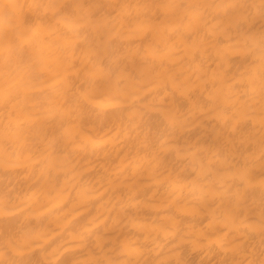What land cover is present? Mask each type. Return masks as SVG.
<instances>
[{
    "label": "bare ground",
    "instance_id": "6f19581e",
    "mask_svg": "<svg viewBox=\"0 0 264 264\" xmlns=\"http://www.w3.org/2000/svg\"><path fill=\"white\" fill-rule=\"evenodd\" d=\"M62 2L82 5L72 10L70 36L51 14H19L23 46L46 65L28 105L43 113L55 101L70 113L79 98L96 99L71 116L70 137L61 118L41 120L38 154L0 165V195L10 196L0 231L30 236L24 259L71 257L91 243L117 260L131 258L125 253L135 245L142 260L171 249L169 258L186 264H259L261 66L258 43L255 56L247 45L250 29L259 40L258 11L248 25L210 8L189 26L180 10L135 7L158 0ZM230 167L256 177L235 218L228 215L235 184L217 183Z\"/></svg>",
    "mask_w": 264,
    "mask_h": 264
},
{
    "label": "snow or ice",
    "instance_id": "6c2138e0",
    "mask_svg": "<svg viewBox=\"0 0 264 264\" xmlns=\"http://www.w3.org/2000/svg\"><path fill=\"white\" fill-rule=\"evenodd\" d=\"M78 3H63L62 0H36L34 3H18L15 0H0V111L4 113V121H0V165L6 162V158L15 157L18 154H33L36 141L33 137L34 129L38 122L47 119L61 118L66 124L62 125L66 136H71L70 129L66 126L71 123V116L82 107H87L95 96L85 95L74 103V111L60 113L57 111L56 102L52 101L43 111L38 113L28 105L30 91L38 72L44 68L45 57L41 54H33L25 48L21 42L19 30V14L35 12L42 17H52L63 21L64 35L70 36L75 32L73 9L80 8ZM137 9H177L183 13V19L189 26L194 25L197 18L206 9H226L231 13L230 21L236 24L253 25V10L258 11L261 27L259 40L254 30L247 32V45L252 56L256 55V46L259 45L260 72V118L264 124V0H191V2L175 3L174 0H158V2H141L135 5ZM138 19V18H137ZM131 23V21H130ZM42 146L39 151H42ZM264 167V157H262ZM235 184L237 191L232 194L231 204L228 211L230 218L242 214V195L256 182V177L251 175L243 167L229 168L222 174L217 183L221 187L227 183ZM259 183L264 188V170L259 176ZM10 196L0 195V220L4 219V211ZM262 246H264V225L261 226ZM32 241L30 236L22 229L15 232L0 231V264H186L185 261L169 258L174 256L169 250V256L159 253L155 260H142L136 258L139 246H132L125 255L131 258L117 260L108 256L103 247L98 244L86 243L82 249L71 257L61 259H24L26 252L30 251ZM264 255V252H262ZM218 264H257L256 261L247 259L222 261ZM264 264V260L259 261Z\"/></svg>",
    "mask_w": 264,
    "mask_h": 264
}]
</instances>
